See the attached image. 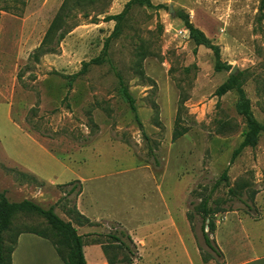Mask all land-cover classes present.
<instances>
[{
	"label": "rangeland",
	"instance_id": "1",
	"mask_svg": "<svg viewBox=\"0 0 264 264\" xmlns=\"http://www.w3.org/2000/svg\"><path fill=\"white\" fill-rule=\"evenodd\" d=\"M64 1L0 0V99L11 105L17 125L5 118L9 104L0 102V139L45 174L10 161L0 140V191L11 202L53 206L87 241L101 242H110L117 227L156 222L167 212L164 197L172 198L174 205L180 201L177 211L191 209L197 244L209 250L200 202L228 168V182L209 205L224 209L211 217L217 223L224 216L229 250L227 234L253 231L259 202L264 212V133L231 161L248 125L237 109L238 93H216L230 70L216 71L214 51L180 30L188 18L219 45L221 60L238 67L252 111L264 123V0H151L153 6L128 7L130 0H100L72 10L59 39L61 30L50 27ZM122 12L119 21L106 18ZM176 131L186 132L174 139ZM77 179L69 192L74 183L65 184ZM79 197L88 216L104 220L81 223L73 212ZM25 230L67 238L44 216L17 211L3 232L5 243ZM114 246H108L111 256Z\"/></svg>",
	"mask_w": 264,
	"mask_h": 264
},
{
	"label": "trees",
	"instance_id": "2",
	"mask_svg": "<svg viewBox=\"0 0 264 264\" xmlns=\"http://www.w3.org/2000/svg\"><path fill=\"white\" fill-rule=\"evenodd\" d=\"M99 1L100 0H65L61 6L60 12L53 20L50 29L53 31L61 30L59 33V39H61L64 36V34L68 32V30H64V23L67 20V18L71 16V14H74L72 13V10H81L84 5L86 4L92 5ZM133 3H140V4H145L147 6H153L151 0H130L127 3V7ZM158 6H162V5L159 4ZM124 13L125 12L115 15H108L106 18L119 21L124 16ZM184 22L186 28L189 30L191 38L197 44H204L206 46H209L214 51V55L216 57V64H215L216 71L220 72L223 70H231L232 68L231 65H229L228 63H224L221 60V50L219 45L214 44L211 41V39H209L205 35V33L201 29L196 27L188 18H184ZM94 60H95L94 62L101 61L100 58ZM86 65L87 63H85V66ZM119 79H120L122 95L125 98V100L129 103L130 108L134 113L136 121L140 126H142V122L137 113L135 99L128 90L127 85L125 84L123 78L120 75H119ZM232 90H235L238 93L239 100L237 102V109L242 114L248 125V129L244 133L243 140L240 142V144L235 148V150L232 153L231 161L233 162L246 147L255 145L257 138L262 133H264V123L260 122L252 111L251 100L248 97L246 90L244 88V83L241 78V73L231 74L228 77V79L218 87L216 93L218 95H223ZM186 131L183 132L176 131L174 134V139L182 136ZM88 140L89 138L87 137L85 141ZM228 178H229L228 168H226L222 172L220 178L212 185L208 194L200 202V206H201L199 210L200 229L204 237V242L206 246L209 248V250H205L201 245H199L202 259L205 262L211 259H215L217 257H222L223 255L222 251L216 244L215 240L211 238V234L215 231L216 228V223L215 221H213L211 216L212 214H217L220 211H223V209H212L209 205V202L212 194L216 191V189L220 186L221 183L223 182L227 183ZM41 182L44 183V181ZM77 183H80L79 179L68 182L65 185L73 184V186L69 191V192H73L77 188ZM81 192L82 189L80 190V192H78V194ZM191 203L193 204V202ZM245 203L250 211L253 208H255L252 204H249L247 202ZM17 211H29L44 216L51 224L53 230L57 232L65 233L67 235V238L64 239L65 241L62 239L57 240L52 235L46 232L36 231V230H25L17 233L14 239H12L11 243L7 245L5 243L3 232L8 229L11 219ZM73 212L76 214V218L83 220V222L81 223L93 224V222L87 216L83 215L78 210L76 205L74 206ZM187 218L190 222L192 231L194 232V234H196L195 215L191 212V209H189L187 212ZM23 232L35 233L37 235L49 239L54 245L57 253L59 254V256L61 257V259L65 264H87L83 249L84 247L83 235L77 232V229L73 226L71 221H65L64 219H62L55 212L53 206L49 208H45L44 206L30 199H24L20 202H11L7 198L5 192L0 191V264H12V254L17 246L18 236ZM108 237L111 239V241L117 242V245L114 246L115 248L113 249V251L116 249L122 253L121 261L123 264L132 263L135 259L139 257L137 254V250H135L136 246L130 234H128V232L125 231L124 229L117 227L115 228L114 231L109 233ZM58 241H61L66 245V248L68 249V252L66 253L67 255L64 254L65 251H62V249L60 248ZM108 246L111 245L109 244L104 245V251L109 264H118L116 261V257L114 256V252H112V256L110 255L109 250L111 247Z\"/></svg>",
	"mask_w": 264,
	"mask_h": 264
},
{
	"label": "crops",
	"instance_id": "3",
	"mask_svg": "<svg viewBox=\"0 0 264 264\" xmlns=\"http://www.w3.org/2000/svg\"><path fill=\"white\" fill-rule=\"evenodd\" d=\"M0 102L7 101L0 99ZM8 106L9 110L5 118L13 126H17L12 119L11 105L9 104ZM1 144L5 155L10 161L19 164L36 175L39 174L38 176H45L43 171L39 172L27 160H24V155H21L16 150L14 144L6 142L4 139L1 140ZM49 154L57 158L52 152ZM262 194H264V191ZM164 198L167 212L158 218L156 222L145 221L138 228L131 230L120 227L130 234L139 256L129 264H264V212L260 202L258 206L261 214L258 218H254L256 226L253 231L244 228L241 232L231 231L227 234V237L232 242L229 250L224 248V216L216 223V228L211 234V238L215 240L223 255L205 262L202 259L196 236L187 218V213L184 209L181 212L177 211L180 201L174 205L172 204V198L170 202L166 201V197ZM83 202V197H79L76 205L83 215L87 216L92 222L104 220L88 216L87 205L84 207ZM232 213L235 215L239 214L236 211ZM242 219L240 218L239 221L243 224L244 220ZM81 227L83 228V226ZM93 232L97 235L96 231ZM83 239V249L87 264H109L104 245H117V242L87 241L85 235H83ZM113 252L117 263L123 264L121 261L122 253L116 249ZM218 258L220 262H217ZM12 264L65 263L49 239L35 233L23 232L18 236L17 246L12 254Z\"/></svg>",
	"mask_w": 264,
	"mask_h": 264
},
{
	"label": "water",
	"instance_id": "4",
	"mask_svg": "<svg viewBox=\"0 0 264 264\" xmlns=\"http://www.w3.org/2000/svg\"><path fill=\"white\" fill-rule=\"evenodd\" d=\"M237 68L238 67L236 65L234 67H232L231 70H230V74H235L236 71H237Z\"/></svg>",
	"mask_w": 264,
	"mask_h": 264
},
{
	"label": "built area",
	"instance_id": "5",
	"mask_svg": "<svg viewBox=\"0 0 264 264\" xmlns=\"http://www.w3.org/2000/svg\"><path fill=\"white\" fill-rule=\"evenodd\" d=\"M180 32L186 34V33H188V29H182V30H180Z\"/></svg>",
	"mask_w": 264,
	"mask_h": 264
}]
</instances>
